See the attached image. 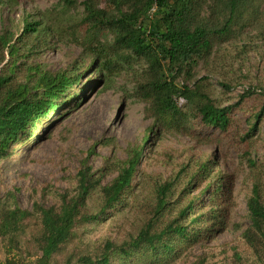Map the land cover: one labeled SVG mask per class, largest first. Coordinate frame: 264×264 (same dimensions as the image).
Wrapping results in <instances>:
<instances>
[{
    "label": "trees",
    "instance_id": "obj_1",
    "mask_svg": "<svg viewBox=\"0 0 264 264\" xmlns=\"http://www.w3.org/2000/svg\"><path fill=\"white\" fill-rule=\"evenodd\" d=\"M20 2L0 0V8ZM21 24L18 36L0 35V160L12 144L30 136L60 107L68 90L89 69L102 73L104 79L129 71L132 97L144 104V116L152 121L151 134L157 126L156 135L179 134L199 143L191 133L193 118L205 127L225 131L230 122L227 109L215 103L207 85L196 78L197 71L218 66L215 57L220 49L250 32L264 37V0H57L42 12L24 11ZM56 44L77 46L88 66L82 70L75 63L52 71L30 60ZM250 89L244 94L250 95ZM150 138L148 134L141 147L129 146L125 160L106 158L97 171L87 167L86 159L81 161L74 195H61L58 209L33 208L41 225L40 255L32 263L7 258L2 264H52L76 224L96 222L125 200ZM215 158L180 165L174 177L147 184L148 195L140 198L136 232L120 244L107 241L101 255L82 257L79 263L112 264L111 258L118 256L127 264H166L183 248L223 231L233 205L234 177L218 171ZM106 172H114L115 177L101 185ZM94 193L99 196V207L89 213L88 202ZM8 196L14 200L12 193ZM198 200L207 206L199 213L194 208ZM246 213L248 226L240 237L252 258L248 264H264V201L258 182L251 186ZM31 216L33 212L0 196L1 236L9 235L15 243L12 237ZM202 224L206 225L199 227ZM235 256V264H244L240 255ZM205 263L204 257H197L190 264Z\"/></svg>",
    "mask_w": 264,
    "mask_h": 264
},
{
    "label": "rangeland",
    "instance_id": "obj_2",
    "mask_svg": "<svg viewBox=\"0 0 264 264\" xmlns=\"http://www.w3.org/2000/svg\"><path fill=\"white\" fill-rule=\"evenodd\" d=\"M56 3L57 0H21L18 6L0 8V35L8 32L18 36L24 11L34 14ZM219 53L215 57L218 66L200 68L196 78L207 85L215 103L227 109L230 122L225 131H220L193 118L191 133L198 137L199 143L179 134L156 135L157 126L150 133L152 121L144 116V104L132 97L129 71L104 79L102 73L89 69L68 90L60 107L51 111L30 136L12 144L6 158L0 160V196L34 215L12 237L15 243L9 235H0V264L7 258L32 263L40 255L41 225L33 208L39 205L58 209L61 195H74L81 161L86 159L87 167L97 171L106 158L125 160L126 149L141 147L148 134L150 141L144 147L133 189L124 195L125 200L96 222L76 224L71 237L52 257V264H80L82 257L101 255L107 241L120 244L139 227L140 198L148 195L147 184L168 180L175 176L180 165L213 155L218 159V171L234 177L233 205L227 226L223 231L213 232V238L209 236L208 240L203 238L201 243L183 248L166 264H190L197 257H204L205 264H235V254L240 255L242 263H250V252L240 235L248 226L246 202L255 182L264 201V37L252 31L243 40L221 48ZM30 60L52 71L68 69L75 63L82 70L88 66L87 60L82 62L81 50L74 45L56 44L37 56L32 55ZM220 82L233 88L224 89ZM249 88L250 95H245ZM178 104L183 108V101ZM114 177V172H106L100 184L105 185ZM8 193H12L14 200ZM134 196L138 201L133 200ZM205 205L198 200L194 208L199 213ZM98 207L99 196L94 193L87 209L95 213ZM111 260L112 264H127L118 256Z\"/></svg>",
    "mask_w": 264,
    "mask_h": 264
}]
</instances>
